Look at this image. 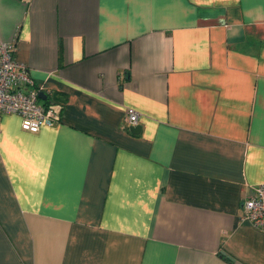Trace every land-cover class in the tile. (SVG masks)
<instances>
[{
	"label": "crops",
	"instance_id": "obj_1",
	"mask_svg": "<svg viewBox=\"0 0 264 264\" xmlns=\"http://www.w3.org/2000/svg\"><path fill=\"white\" fill-rule=\"evenodd\" d=\"M0 40L60 115L0 117V264H264V0H0Z\"/></svg>",
	"mask_w": 264,
	"mask_h": 264
},
{
	"label": "built area",
	"instance_id": "obj_2",
	"mask_svg": "<svg viewBox=\"0 0 264 264\" xmlns=\"http://www.w3.org/2000/svg\"><path fill=\"white\" fill-rule=\"evenodd\" d=\"M14 45L0 40V117L14 113L20 117L21 128L37 132L41 126H53L60 121V115L52 104H44L39 97L43 90L31 77L25 62L13 55ZM126 126L139 123V113L127 108ZM257 228H264V180L253 187L242 205L240 216Z\"/></svg>",
	"mask_w": 264,
	"mask_h": 264
},
{
	"label": "water",
	"instance_id": "obj_3",
	"mask_svg": "<svg viewBox=\"0 0 264 264\" xmlns=\"http://www.w3.org/2000/svg\"><path fill=\"white\" fill-rule=\"evenodd\" d=\"M39 97L41 99H45V93L43 92V90H41V92L39 93ZM140 125L139 124H136V125H133L130 127V130L132 133H138L140 131Z\"/></svg>",
	"mask_w": 264,
	"mask_h": 264
},
{
	"label": "trees",
	"instance_id": "obj_4",
	"mask_svg": "<svg viewBox=\"0 0 264 264\" xmlns=\"http://www.w3.org/2000/svg\"><path fill=\"white\" fill-rule=\"evenodd\" d=\"M43 102H44V104H46V101L45 100H43Z\"/></svg>",
	"mask_w": 264,
	"mask_h": 264
}]
</instances>
